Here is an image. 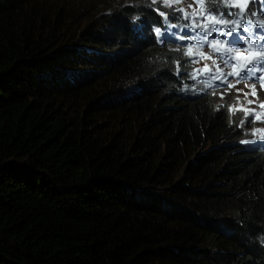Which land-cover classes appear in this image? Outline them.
Wrapping results in <instances>:
<instances>
[{
    "label": "trees",
    "instance_id": "obj_1",
    "mask_svg": "<svg viewBox=\"0 0 264 264\" xmlns=\"http://www.w3.org/2000/svg\"><path fill=\"white\" fill-rule=\"evenodd\" d=\"M156 21L0 0V264H264V158L183 90Z\"/></svg>",
    "mask_w": 264,
    "mask_h": 264
},
{
    "label": "clouds",
    "instance_id": "obj_2",
    "mask_svg": "<svg viewBox=\"0 0 264 264\" xmlns=\"http://www.w3.org/2000/svg\"><path fill=\"white\" fill-rule=\"evenodd\" d=\"M161 1L162 0H156V3L153 4L152 0H142L147 10H149V12L157 18L155 23L149 24L148 31L153 37L156 46L159 48L164 47L168 50L180 53L183 61L176 64L175 70L176 74L183 78V90H185L186 93L193 94L196 97L207 96L209 98H213L216 100V102L228 106L229 112H231L232 116H234V118L237 120V129L241 130L242 132L239 144L248 148V151L254 153L257 157L264 158V107H261V105H264V81H261L260 79L256 82L245 81L240 80L239 76L237 75L227 76L228 72L242 73L243 69L248 66L251 61L256 59L255 49L250 50L248 53H245L243 49L240 53H233V57H240V59H234L232 61V63L236 65V67L233 69L230 67H225L223 62L219 59V56L224 53V50L232 45H220L221 52L214 53L212 51L210 56L216 60L217 64L219 65V69H223V72H220L218 69L207 74L203 73L201 74V77L203 76L204 78H209V74L213 73L215 78L214 83L204 88L193 87L191 74H193L192 65L195 56L193 54L187 56L184 55V53L187 51V46L189 44L195 45L196 42L191 41L188 36H185L183 40L179 39L181 35H184L190 31V29L187 27H184L182 30L178 31L179 37L176 40L171 39L173 34H171V36L164 34V36L158 37L154 33L157 27H160L161 30H164L163 21L165 20V17L160 16L159 12L166 13L169 23L177 25V27L174 29L176 31L178 30V24L172 19L169 8L161 5ZM204 1L206 4V13L211 12L214 15L217 14V8L223 4L221 0ZM235 2L243 3L246 9L245 13L243 14L244 19L241 22L238 31L244 27H248L249 16L252 18L256 17L253 12L255 4L260 5V16L264 19V5L262 0H256L255 3H253L252 0H235ZM188 4V6L191 5V8H193L195 11L199 9L196 7L194 0H189ZM235 11H238V9H235ZM198 17L200 20L204 19V16L200 13L198 14ZM233 19H239V17L233 16ZM136 22L139 21L135 18L134 23ZM206 22L209 26H213L211 19H208ZM185 25L188 24L186 23ZM215 26L221 27V25ZM231 26L235 25H230V27ZM139 28L141 29L140 25ZM252 28L254 32H257V29L253 25ZM197 30L200 31L199 28H197ZM229 40H231L230 37ZM245 47L248 46L246 45ZM192 52L204 53L203 49L197 48L195 46L193 47ZM241 86L243 90L239 88ZM225 91L227 92L223 94L222 92ZM253 92H255V95H253ZM249 101H252V103H249ZM256 117H259V119H256ZM241 124L248 126L247 129L241 127Z\"/></svg>",
    "mask_w": 264,
    "mask_h": 264
},
{
    "label": "snow or ice",
    "instance_id": "obj_3",
    "mask_svg": "<svg viewBox=\"0 0 264 264\" xmlns=\"http://www.w3.org/2000/svg\"><path fill=\"white\" fill-rule=\"evenodd\" d=\"M176 2H179V0H176ZM252 2L255 3L256 0H252ZM152 3L155 4L156 0H152ZM163 6L171 7L170 0H163ZM189 7L192 6L190 5ZM225 7H228L229 9L235 8L238 9V11L233 12L229 10L228 12H225ZM179 11L184 13L183 19H189V14L186 13L184 9H179ZM245 11L246 9L244 7V4L236 3L234 2V0H223V4L220 5L216 10V15L209 12L206 16H204V19L200 21H197L195 19L197 13L193 11L190 14L193 17L192 23L183 25L182 27L191 29V33L194 34L185 33L184 35H181L179 39L183 40L185 36H188L191 41L196 43L195 45L189 44L184 55H192V49L194 46L201 49L204 46H207L210 47L214 53H220V45L230 44L232 46L227 47L224 50V53L219 56V59L223 62L225 67L234 69L236 65L232 63V61L234 59H240V57H233V53H240L242 49L245 53H248L252 49H258L261 52V55L254 61H251L249 65L243 69L242 73L228 72L227 76L237 75L239 76L240 80L253 82L259 81L260 77L258 75V72H264V20L249 19L248 27H244L238 31V28L244 19L243 14L245 13ZM159 15L165 17L163 24L168 25L171 28L177 27V25L175 24H169L166 13L159 12ZM233 16H237L239 17V19H232ZM174 19H180V17H174ZM208 19L212 20L213 26H209L207 24L206 21ZM253 24L258 26V34L253 31ZM215 25H221V27H216ZM230 25L235 26L230 27ZM197 28L200 29L198 33L196 32ZM155 32L158 36H164V33L161 32L160 27H157L155 29ZM229 37L231 38V40H229ZM246 45L248 47H245ZM201 56L205 59L211 58L210 56L204 55L203 53H201ZM213 64H216L215 60H213ZM205 67L207 68V66ZM217 68L219 69V65H217ZM219 71L223 72V69H219ZM253 95H255V92H253ZM249 103H252V101H249ZM261 107H264V105H261ZM256 119H259V117H256Z\"/></svg>",
    "mask_w": 264,
    "mask_h": 264
},
{
    "label": "rangeland",
    "instance_id": "obj_4",
    "mask_svg": "<svg viewBox=\"0 0 264 264\" xmlns=\"http://www.w3.org/2000/svg\"><path fill=\"white\" fill-rule=\"evenodd\" d=\"M243 1H247V0H243ZM170 2H171V7H168V6H166V7L169 8L172 19L175 22H177L178 30L176 31L174 28H171L168 25L163 24L164 30H161V32H163L164 34H166L168 36H171V34H173L171 39L176 40L179 37L178 31L182 30L184 28L182 26L185 25L186 23L187 24L192 23L193 17L190 14L195 10L188 6L189 0H179V2H176V0H170ZM194 3H195L197 8L202 10L203 16H206L207 13H206L205 1L204 0H194ZM161 5H163V0L161 1ZM179 9H184V11L189 14V19H187V20L183 19L184 13L179 11ZM174 17H180V19H174ZM196 32L198 33L199 30L196 29ZM154 33L156 34L155 31H154ZM188 33L194 34V33H191V29ZM158 37H161V36H158ZM202 49L205 53V54L203 53L204 55H207V56L211 55L212 49L210 47L204 46ZM192 53L195 56V59L193 61V65H192L193 74H191L193 87L200 88L205 84H207L209 86L212 85L215 81L213 73L209 74V78H206V77L204 78L203 76L201 77V74H203V73L207 74L213 70H218L217 62H216V64H213V60H215V59L211 56H210L211 57L210 59H205V58H202L201 53H198V52H192ZM205 66H207V68ZM239 88L241 90H243L242 86ZM226 92L227 91L222 92V93L224 94ZM238 113H240V112H238ZM240 126L245 128V129H247V127H248L246 125L244 126V124H241Z\"/></svg>",
    "mask_w": 264,
    "mask_h": 264
},
{
    "label": "bare ground",
    "instance_id": "obj_5",
    "mask_svg": "<svg viewBox=\"0 0 264 264\" xmlns=\"http://www.w3.org/2000/svg\"><path fill=\"white\" fill-rule=\"evenodd\" d=\"M234 2H235V0H234ZM231 10L235 12V8H232ZM253 12H254V14L256 15V17H255V18H252L251 16H249V17H248V20H249V19H251V20H256V19L264 20V19L260 16V5H259V9H258L257 11L253 8ZM196 13H197V17H195V19H196L197 21H200V18L198 17V14H199V13L202 14L203 12H202L201 9H197V10H196ZM226 18H227V17H226ZM232 19H233V17H232ZM253 26L257 29V32H256V33L258 34V26L255 25V24H253ZM254 38H255V37H254ZM234 54H235V53H234ZM260 55H261V52H260L258 49H255V57H256V59H257ZM258 75H259V77H260V80H261V81H264V72H258ZM207 86H208V85L205 84V85L202 86V88L207 87Z\"/></svg>",
    "mask_w": 264,
    "mask_h": 264
}]
</instances>
